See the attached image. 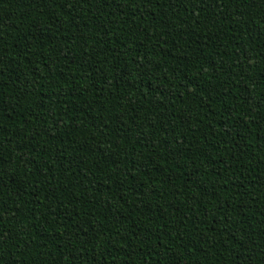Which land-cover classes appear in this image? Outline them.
<instances>
[{
	"label": "trees",
	"instance_id": "obj_1",
	"mask_svg": "<svg viewBox=\"0 0 264 264\" xmlns=\"http://www.w3.org/2000/svg\"><path fill=\"white\" fill-rule=\"evenodd\" d=\"M0 264H264V0H0Z\"/></svg>",
	"mask_w": 264,
	"mask_h": 264
}]
</instances>
